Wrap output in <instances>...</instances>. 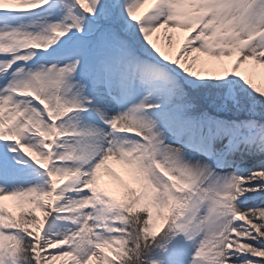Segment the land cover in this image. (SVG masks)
I'll use <instances>...</instances> for the list:
<instances>
[{
	"label": "snow or ice",
	"instance_id": "obj_1",
	"mask_svg": "<svg viewBox=\"0 0 264 264\" xmlns=\"http://www.w3.org/2000/svg\"><path fill=\"white\" fill-rule=\"evenodd\" d=\"M0 264H264V0H0Z\"/></svg>",
	"mask_w": 264,
	"mask_h": 264
}]
</instances>
